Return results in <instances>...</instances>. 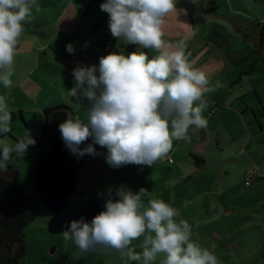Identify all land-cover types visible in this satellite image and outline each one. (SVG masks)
<instances>
[{
  "label": "clouds",
  "instance_id": "clouds-1",
  "mask_svg": "<svg viewBox=\"0 0 264 264\" xmlns=\"http://www.w3.org/2000/svg\"><path fill=\"white\" fill-rule=\"evenodd\" d=\"M177 0H104L100 9L109 16L108 27L114 38L140 49L153 50L129 55L110 53L99 65H77L72 70L74 87L69 97L79 101L86 98L90 105L82 120L68 116L59 125L61 139L77 158L95 156L92 144L80 145L91 138L107 149L106 163L112 168L128 164L149 167L168 158L174 140L190 143L189 131L206 128L203 99L212 91L207 74L195 68L187 52L188 37L174 44L165 39L164 25L177 9ZM33 10L40 11L37 0H0V85L12 86L18 45L25 24L33 19ZM67 52L74 54L71 44ZM216 81L215 88L221 87ZM12 110L8 97L0 95V169L7 170L8 162L27 154L36 141L26 131L15 143H8ZM117 200L109 198L105 210L87 222L83 217L73 220L61 233L65 244L76 251L72 261L88 253L104 254L115 250L122 260L139 264H221L213 250L202 247L193 239V229L182 218L181 210L162 199L143 198L151 194L145 188L132 192L116 190ZM222 211V210H221ZM136 251L133 241L141 240Z\"/></svg>",
  "mask_w": 264,
  "mask_h": 264
},
{
  "label": "rangeland",
  "instance_id": "rangeland-1",
  "mask_svg": "<svg viewBox=\"0 0 264 264\" xmlns=\"http://www.w3.org/2000/svg\"><path fill=\"white\" fill-rule=\"evenodd\" d=\"M64 1L66 0H57L56 7L66 5ZM90 1L88 0L84 4L83 14L95 8L96 1ZM37 2L40 11L33 10L32 22L25 24V32L18 45L12 86L6 89L0 85V95L8 97L9 107L12 110L11 132L7 134V142L15 143L29 130L36 141L34 146L28 148L25 156L16 157L13 154V158L8 162L7 170L0 169V174L10 180L14 179L16 185L26 188L30 193L35 191L37 160L40 153L38 139L43 129V109L65 105L73 110L74 116L78 115L83 120L90 105L86 98L81 99L78 105L76 98L67 95V91L74 87L72 70L76 65L71 57L76 60L77 55H74L75 52L74 54L67 52L66 46L68 44L73 46L76 39L81 40L80 35H76V30H73L71 34L68 33L66 29L70 27L68 22L65 25V32L68 34H64L62 25L59 31L57 29L58 21L54 20V16L58 14H54V10H57L54 4L52 6L55 9L51 10V7L48 6L50 4L46 1L41 3L40 0H37ZM76 4L79 6L77 1ZM176 6L178 10L183 9V11H181L182 13L180 11L173 13L166 18L165 39L174 44L187 36V49L189 53L192 51L189 56L190 61L199 59L198 57L203 58L205 61L200 64L202 68L213 63L211 69L215 70L223 79L230 75L236 79L240 76L241 83H237L235 89L239 90L241 86L242 90L246 91L244 93L245 101L247 100L249 104L255 103L254 99L257 97H255L256 92L252 90L253 87H256L257 93L263 100L264 61L261 57H264V48H259V36L263 33H261L257 21L264 22V0H177ZM78 12L77 10V14ZM37 13H43L42 17L45 19L39 17L41 20H38ZM62 22L65 24L64 19L61 24ZM55 24H57L56 27ZM98 35L92 33L90 36L98 38ZM107 36L113 38L110 34ZM114 42H118V39L116 38ZM117 46H113L116 53L122 52L127 56L126 52L119 50V46ZM206 46L209 47V50L205 49ZM84 48L94 53L99 60L109 54L104 48L99 47L96 41L91 46ZM226 61H234L230 63V68L226 65L228 71L224 67L223 69L220 67L221 62ZM240 71L242 72L240 73ZM226 80L227 78L221 81V85L226 83ZM215 90L219 92L220 96L225 95L222 86ZM259 109L262 110L260 104L255 107L258 112H260ZM248 118L250 122L252 118ZM251 125H253L252 128H258V124L251 123ZM4 138L3 134H0V139ZM253 141L263 144L258 147L261 149H258L257 155L251 156L246 151L245 154L249 159L240 152H237L234 157L239 162L245 163L244 166L247 168L257 166L261 171L264 170V131ZM106 153L107 149L104 155L84 164L79 172L77 188L63 210L54 213L39 199L36 200L34 217L24 229L26 250L20 264H139L135 261L122 260L115 250L108 254L99 251L90 252L83 259L72 261L69 257L76 251V248L73 244H65L61 236L65 230L64 218L68 214L76 211L88 201L101 198L111 191L116 192L120 188L138 192L141 188L140 180L154 175L151 170H147L148 173L145 175L134 173L136 169L134 164L112 168L106 163ZM160 167H164V164ZM104 168L107 173L101 174L97 171ZM243 172L235 167L226 179L227 187L242 191L244 194H241L240 197L248 206L263 204L264 207V178H254L252 185L245 187ZM255 173L258 176L256 170ZM243 187L245 188L243 189ZM240 200L242 201V199ZM145 204H147V200ZM189 224L194 231V239V236L203 234L204 230L214 235L215 238L219 237L223 234L224 229L240 223H209L203 229L199 228V223ZM244 232H246L245 235L241 234L236 238L238 239L236 250H228L232 247L229 246L230 244L222 245L219 249L214 250L221 264H247L248 260L244 261L241 258L244 253L253 257L261 254L262 260L257 264H264V238L261 236V230L251 224ZM249 237H252L251 240ZM141 241L142 238L133 241L136 251H142L138 246ZM223 254L229 257L223 258L221 256ZM162 258V256L159 257L155 264H159V260Z\"/></svg>",
  "mask_w": 264,
  "mask_h": 264
},
{
  "label": "crops",
  "instance_id": "crops-1",
  "mask_svg": "<svg viewBox=\"0 0 264 264\" xmlns=\"http://www.w3.org/2000/svg\"><path fill=\"white\" fill-rule=\"evenodd\" d=\"M40 1L41 3L46 1V3L50 4L48 6L51 7V10L57 8V10H54V14L58 13L54 16V20L58 21L59 27L57 29L59 31L64 26L63 31L65 35L71 34L73 30H76V35H80L81 40L76 39L73 43L75 49L74 55H77V58L75 60L71 57L76 66L78 64L81 66L99 65V58L84 48L85 46H91L94 41L101 48L105 43L112 44V46L118 45V49L125 51L127 55L140 49L137 45L124 43L123 40L118 39V42H114L116 38H109L107 36L108 34H112L108 27V21H106L109 19V16L100 9V4L104 0H95L97 6L95 5L94 9H90L89 12L86 11L84 14L82 13V9L88 0H66L64 1L66 5L62 7H56L58 5L56 3L57 0ZM76 1L79 3V6L76 4ZM53 4L55 8L52 6ZM77 10L79 11L78 14ZM180 13L182 12L180 11ZM42 16L43 13L38 14L36 18L38 17L37 19L41 20L39 17L43 18ZM63 19L65 24L63 22L61 24ZM67 22L68 26H70L66 28L68 33L65 32ZM56 26L57 24H55ZM107 32L108 34H106ZM92 33H95V35L99 34L98 38L90 36ZM205 49L209 50V47L206 46ZM140 50L146 51L150 58L157 55L155 51L150 49ZM186 51L188 52L189 50L187 49ZM94 52H97V50H94ZM198 58L190 62L195 68L203 70L206 74L209 72L207 74L209 86L213 87L212 91H206L203 96V99L207 103V107L203 111V116L207 119L206 128L196 132L190 130L189 135L192 137L190 143L184 140H174L173 149L169 153L168 158L158 161L153 166L134 164L136 165L134 173L145 175L148 173L147 170L154 172V175L140 180L141 188L147 189L151 194L149 197H145L144 201L149 198L162 199L180 209L182 218L186 219L189 223H199V228L203 229L209 223H240L228 227V230L224 229L223 234L216 238L205 230L203 234L194 236V240H198L200 245L209 250H213V245H215V250L219 249L222 245L230 244L229 246L232 247H228V250L233 251L237 249L236 243L238 239L236 238L241 234L245 235L246 232L244 230L248 229L251 224L259 227L261 236L264 238L263 204L252 207L248 206L243 201L244 199L240 197L241 194H244L242 191L234 190L226 185V179L235 167L244 171L243 184L245 187L251 186L254 178H264V170L260 171L257 166L247 168V166H244L245 163L239 162L234 157L237 155V152H240L244 153L245 157L248 158L245 154L246 151L252 156L254 154L257 155L258 149H261L258 147H261L263 144L258 141L256 143L253 140L264 131V99L261 100L256 87H253L252 90L256 92L255 97L257 98L254 99L255 103L249 104L247 100L245 101L244 97L246 91L242 90L241 86L239 90L235 89L236 84L241 83V77L238 76L236 79L232 75L226 77V83L222 84L225 95L220 96L214 86L216 81L221 82L226 78L223 79L215 70L211 69L213 63L203 68L200 67V64L205 60L200 57ZM218 59L220 60V57ZM233 62H221L220 67L221 69L224 67L228 71V68L231 67L230 63ZM226 65L228 68H226ZM259 104L262 108V110L259 109L260 112L255 110V107ZM69 109L72 116L75 117L73 110ZM248 117L252 118L250 122ZM251 123L258 124V128H252L251 126L253 125ZM194 156L199 157L201 161L198 162ZM162 164H164V167H160ZM255 170L258 176H256ZM97 171L101 174L107 173L105 168ZM251 172H253L252 175H250ZM249 179H251L249 184L245 185V180ZM92 181L94 182V180ZM251 238L249 237L250 240ZM221 256L223 258L229 257L225 254ZM241 258L244 261L248 260L247 264H257L262 260L261 254L253 257L244 253Z\"/></svg>",
  "mask_w": 264,
  "mask_h": 264
},
{
  "label": "water",
  "instance_id": "water-1",
  "mask_svg": "<svg viewBox=\"0 0 264 264\" xmlns=\"http://www.w3.org/2000/svg\"><path fill=\"white\" fill-rule=\"evenodd\" d=\"M259 48H264V34L259 36ZM49 152L45 153L38 160L40 174L36 179V191L39 201L50 211L58 213L63 210L70 196L75 192L79 179V172L86 162L101 155L98 144L91 138L80 145L81 148L92 144L98 153L95 156L85 155L77 158L65 147L58 126H52L48 136ZM115 191L95 199L79 210L73 212L64 219V227L70 225L73 220L83 217L87 222H91L93 217L105 210L106 201L111 198L114 201L119 199Z\"/></svg>",
  "mask_w": 264,
  "mask_h": 264
},
{
  "label": "trees",
  "instance_id": "trees-1",
  "mask_svg": "<svg viewBox=\"0 0 264 264\" xmlns=\"http://www.w3.org/2000/svg\"><path fill=\"white\" fill-rule=\"evenodd\" d=\"M257 23L261 28V33L264 34V22L257 21ZM103 47L104 44L102 48ZM261 58L262 61H264V57ZM43 112V129L38 139L39 145L44 143L43 141L48 137L52 126L56 125L59 127L68 116H72L70 109L63 105L45 107ZM99 147L101 155H103L105 148ZM48 150L49 147L46 148V151ZM41 155H43V153L39 154L38 160ZM194 157L198 162L201 161L199 157ZM39 174L40 169L37 166L36 179ZM37 199L36 182L34 193H30L26 188L16 185L14 179L10 180L0 174V264H20L26 250L24 229L28 222L34 217V208ZM91 201H93V199L87 203ZM72 213L68 214L64 219Z\"/></svg>",
  "mask_w": 264,
  "mask_h": 264
},
{
  "label": "flooded vegetation",
  "instance_id": "flooded-vegetation-1",
  "mask_svg": "<svg viewBox=\"0 0 264 264\" xmlns=\"http://www.w3.org/2000/svg\"><path fill=\"white\" fill-rule=\"evenodd\" d=\"M49 136V135H48ZM44 143L43 144H40V153H43V155L45 154V153H47V152H49V150H50V145L48 144V137H46L45 138V140L43 141ZM45 143H46V145H45ZM43 146H44V148H43ZM49 147V150L48 151H46V148H48ZM39 153V154H40ZM43 155H41V157L43 156ZM82 208V207H81ZM77 210H79V209H77ZM76 210V211H77Z\"/></svg>",
  "mask_w": 264,
  "mask_h": 264
},
{
  "label": "built area",
  "instance_id": "built-area-1",
  "mask_svg": "<svg viewBox=\"0 0 264 264\" xmlns=\"http://www.w3.org/2000/svg\"><path fill=\"white\" fill-rule=\"evenodd\" d=\"M103 48L106 51H108L109 53L115 52L114 47L111 44H109V43H105ZM252 174H253V172L250 173V175H252ZM248 184H249V180H245V185H248Z\"/></svg>",
  "mask_w": 264,
  "mask_h": 264
}]
</instances>
